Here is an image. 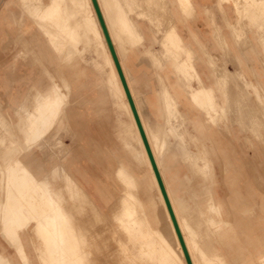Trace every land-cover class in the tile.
<instances>
[{
	"label": "rangeland",
	"instance_id": "1",
	"mask_svg": "<svg viewBox=\"0 0 264 264\" xmlns=\"http://www.w3.org/2000/svg\"><path fill=\"white\" fill-rule=\"evenodd\" d=\"M48 1L43 0L45 3ZM80 1L86 9L91 11V19L95 25L101 28L92 0ZM240 1L218 0V8L220 12H223L225 9L234 8V12L238 17V27L241 29L242 24L244 26V23H247L252 30L257 31L256 34L260 35L263 42L264 2L262 4H252V6L245 8L243 2L240 3ZM97 2L109 31L112 27L110 23L114 19L109 14L111 9L106 3L99 0ZM170 2L172 12L178 20V1L170 0ZM238 3H240L239 6ZM186 16L190 17V15ZM175 25L178 26V21L175 22ZM152 37L155 40V36L152 35ZM239 39L243 41V37H239ZM106 45L115 70L116 79L123 93L126 95L108 44L106 43ZM159 45L160 41L156 39V41L152 42L151 46ZM78 48L81 50L82 45ZM83 57L84 59H81L78 56L72 62L61 61L38 22L23 10L19 0H0V119H2L0 121V209L6 200L7 187L5 185L6 174H4L7 173V165L4 163L6 158L15 154L13 156H19L29 161L43 160L46 162L48 174L54 166L62 164L93 202L91 204L88 200L83 201L79 209L80 211H77L78 213L75 212L74 215L76 217L74 220L76 225L78 227L81 226L82 230L84 229L83 232L79 227L80 232L83 234L80 237L83 238L87 235L83 238L85 243L78 236L79 240L81 239L84 243L81 245L80 242L81 248L78 249L80 252L83 250L82 256L79 255L78 257L79 261L82 262L84 257L87 264H133L136 260H138L136 264L139 262L140 264H144L143 260L137 259V252L134 250V252L129 251L133 252L132 254L135 255L133 257L131 253L125 252V246H121L123 250L120 247L122 245L120 243L121 240L127 243V240L131 241L135 238L133 242L136 243L137 237L130 239L119 230L115 221L112 222L113 213L111 206L121 195L122 190L121 185L115 179V170L119 165V161L128 164L130 160L128 156L122 153V141L119 138V116L110 101H102V91L97 85L100 79L99 73L92 64H89L94 60V55L88 51L84 53ZM118 60L122 69L119 57ZM74 64H77L80 69L86 70L88 79L80 77L76 83L74 82L78 86L72 84V89L67 90L64 87L63 79H61L59 72L63 71L64 77L69 81L67 71ZM213 64L219 69H225L224 65L220 66L217 62H213ZM198 67L196 66L197 73L200 77L203 74L206 76L208 83L214 87L215 94L222 103L223 96L221 95L223 89L221 90L217 87V74L213 65L210 63L206 67V73H203V70L201 72ZM156 68L159 69V72L165 79L163 80L164 82L174 85V88L171 90L179 103L178 108L183 114L182 117L175 120V124L177 122L181 124L182 133H189L183 135L188 147L196 150L204 145L206 148L204 156L208 167L204 172L201 169H189L190 161L187 165L184 155L177 151L179 153L177 156L178 164L180 165L179 173L185 178L184 196L190 209L189 217H191L193 224L199 230V235L202 237L205 249L211 254L218 250L222 252L227 264H258V259L263 254L262 250L264 249V214L263 219L260 220L257 200H252L248 195L244 196L242 190H240L241 187L239 185H232L229 178L235 172V166H241L246 171L247 169L259 171L262 176L260 183H262L264 197V95L260 96L257 88L251 82L242 79L243 77L241 76L240 80L232 82V85H235L234 88L238 91V99L241 102L238 106L239 109L242 108V111L237 112L235 118L229 112V119L224 120L216 117L215 121H212L205 114L203 108L192 104L188 100L185 92L188 89V84L198 86L194 76L185 77L180 75L175 70V63L168 59L164 60L162 65H157ZM85 81L89 83L87 86L83 85ZM53 83L60 86V92L66 98L64 108L55 122L53 131L48 136L55 137V133L58 132H62L60 135L65 136L64 142L70 145V149L63 158H58L54 153L51 154L49 151L50 146H47V142L45 141L33 142L34 144L32 143L29 151H21V146H27V142L31 141L26 137L25 129L23 128L24 121L26 120L24 112L27 110L33 111L35 95L38 92L47 91ZM157 84L159 82L152 84L154 88L147 89L145 86L143 88L141 83L134 81L135 88L141 98L144 97L141 94L142 92H152V89L155 90ZM244 91H246V95L243 94ZM29 92L30 94L28 95ZM174 92H179L180 96ZM130 94L133 99L131 91ZM157 103L158 108L162 110L163 104L159 101ZM145 110L151 124L157 122L164 123V116L159 119L149 108L145 107ZM17 112H19L20 116L16 114ZM246 112L249 114V117ZM238 115H241V118ZM122 118L127 120L125 115ZM239 120L245 124L246 129L240 134L243 138H241L240 142L236 143L231 140L227 126L232 129H239ZM168 139L171 150L177 148L176 137L172 135ZM10 152H13V154ZM237 154L244 156L238 163L235 161ZM202 162L204 161H199L198 163L203 164ZM247 165L250 168H247ZM141 171L145 172L143 166L141 167ZM201 172L204 174L202 175ZM193 173H197L198 176L196 178L193 177ZM202 182H204V187L199 185ZM54 184L55 187H60L63 182L58 179ZM14 192L16 193V191ZM16 195L18 194L16 193ZM209 198H211L213 203H217V199L221 201L219 210L222 212V217L227 223L219 232L211 229L206 221V217L202 213L208 206L207 203L205 206L203 201L205 202ZM86 204L90 207L84 206ZM90 204L94 206L92 207ZM37 208H39L40 212L45 209H41L39 205H37ZM96 218L98 219L96 220ZM99 218H101L100 221H98ZM170 221L175 236H177L171 217ZM154 226L156 227L157 225L154 224ZM160 227L164 230L166 229L165 233H168L164 221H162ZM89 232L92 234H89ZM41 243L31 230L24 233L21 244L27 256L28 264H40L41 256L44 259L46 257V260L48 259L49 251L46 252L47 250L44 248V245L41 248ZM115 250L116 252H120V254L114 252ZM66 252L69 253V251ZM0 253L9 260L10 264H26L17 248L5 241L1 214ZM112 254H115V256L113 255V258L110 259ZM129 255L133 257V260L131 257L128 258Z\"/></svg>",
	"mask_w": 264,
	"mask_h": 264
},
{
	"label": "bare ground",
	"instance_id": "2",
	"mask_svg": "<svg viewBox=\"0 0 264 264\" xmlns=\"http://www.w3.org/2000/svg\"><path fill=\"white\" fill-rule=\"evenodd\" d=\"M99 1L106 3L111 9L109 14L113 16L114 19L110 23L112 27L108 32L114 44L116 55L120 59L123 72L127 79V85L132 92L138 116L148 139L192 264H227L222 252L218 250L211 254L205 249L202 237L199 235V230L195 224H193L191 217H189L190 209L184 196L185 178L179 173L180 165L177 160L179 153L177 151L184 155L187 165L190 161L189 169H201L204 172L208 164L205 162V146L202 145V147L196 150L190 149L183 136L185 133L186 135L189 133H182L181 124L178 122V124H175V120L182 117L183 114L179 110V103L171 90L174 88V85L164 82L162 76L157 72L160 85L158 95L156 96L157 101L163 104L162 110L158 108L157 101L149 97L141 98L139 92L135 88V80L130 67V54L131 48L137 43L140 44L141 40H143L138 27L131 19V14L136 7V3L134 0ZM177 1L184 14L191 15L194 13L195 7L192 0ZM241 2H243L245 8H248L252 6V4H262L264 0H241L240 3ZM19 3L23 10L38 22L41 30L48 38L53 49L59 55L61 61L72 62L78 56L84 59L83 55L88 51L92 52L94 55V60L90 63L87 62L92 64L99 73L100 79L97 85L102 91V101H110L119 116V138L122 141V153L128 156L130 160L128 164L119 161V165L115 170V179L121 185L122 190L121 195L111 206L113 213V221H111H115L119 230L130 239L137 237L138 240L136 243L133 242L135 238L131 240L132 242L127 240V243L121 240L120 243L122 245H120V247L125 246V252L133 250L137 252V259L140 258L143 260L145 262L144 264H187L180 241L177 236H175L168 208L136 124L132 109L127 96L123 93L116 79L115 70L107 50V42L102 28L95 25L91 19V11L86 9L80 0H49L47 3L43 2V0H19ZM145 3L146 9L138 13V16L143 18L150 16L152 19L155 16L154 20L157 27L159 26L162 35L159 51L154 54H148L152 63L159 66L162 65L166 59L172 60L175 63V70L177 73L185 77L194 76L198 86L195 87L188 84V89L185 91L188 100L192 104L203 108L205 114L212 121H215L216 117L224 120L229 119V112L232 114V117L235 118L237 112H241L242 108L239 109L238 105L241 103L238 99L239 94L234 88L235 85H232L233 80L228 72L225 69H219L213 64L212 60L210 61L217 74V87L221 90L223 89L221 95L223 96V102L221 103L215 94L214 87H207L197 73L194 65L196 56L192 51L185 50L183 47L177 31L172 25L173 18L168 12V2L166 0H145ZM240 3H238V6ZM235 4L237 5V3ZM257 6L259 7V5ZM261 9L263 10V8ZM218 38L224 46L223 39L219 36ZM262 39L264 42V35ZM80 45H82L81 50L78 48ZM182 54H186V57L182 58ZM77 64H74L70 67V71H67V74H69V81L64 77L63 71L59 72L61 79H63L64 87L67 90H71L72 84H75L80 77L88 79L86 70L80 69ZM235 70L234 75L241 78L242 74L239 68L236 67ZM88 84L89 83L86 81L83 82L84 86ZM75 86L78 85L75 84ZM29 94L30 92L28 95ZM176 94L180 96L179 92ZM65 98L66 97L60 92V86L53 83L47 91L38 92L35 95L33 111L24 108L27 110L24 112L26 120L24 119L25 123L23 127L26 137L35 143L41 141L47 142V146H50L49 151L51 154H56L58 158H63L66 153H68L70 145L64 142L65 136L60 135L62 132L55 133V137H49L48 135L53 131L55 122L61 110L64 108ZM144 106L149 107L151 112L155 113L154 115L159 119L164 116V123L157 122L151 124ZM16 114H19V112ZM123 115L126 116L127 120L122 118ZM238 116L241 118V115ZM1 120L2 119H0V121ZM227 128L231 140L236 143L240 142L241 138H243L240 134L246 129L245 124L239 120V129H232L228 126ZM172 135L177 139V148L171 150L168 138ZM16 152L18 151L16 150ZM11 154H13V152ZM243 157L244 156L237 154L235 161L238 163ZM3 158L5 159L4 156ZM199 161L204 162L201 164L198 163ZM246 163L248 164V162ZM142 166L145 168V172L141 171ZM234 168L235 172L232 173L229 181H231L232 185H239L244 196L248 195L252 200H257L258 214L260 220H262L264 214V197L262 183H260L262 179L261 173L254 169L253 171H250V169L246 171L242 169L241 166H235ZM247 168L250 167L247 165ZM4 174H6V200L4 201L3 207L1 206L2 208L0 209L3 233L5 229L6 210L8 213L7 219L10 220L17 212H35L36 209H39L37 208V205H39L41 209L45 208L41 210V212L40 210L38 211L43 220L45 232V242H43V245L47 250L46 252L49 251L47 259L48 264H80L81 261H79L78 257L82 254L83 250L80 252L78 249L81 248L80 242L81 245L85 243L83 238L87 235L83 238L80 237L83 236L80 232L82 228L79 226V230V227L74 221L76 219L74 215L75 212L80 211L79 209L83 201L88 200L91 204H93V202L78 185L76 180L72 178L62 164L54 166L49 172L53 177V185H55L54 183L58 179L63 182L60 187L54 186L52 192L42 190L38 185L32 183L30 176L26 175L23 170L15 171L11 177H9L8 171ZM193 174L195 178L198 176L197 173ZM201 174L203 175L204 173L201 172ZM199 185L202 187L205 186L204 182L199 183ZM149 190L151 191L149 192ZM14 191H16L18 195H16ZM220 202L221 201L217 199V203H213L211 198L205 202L203 201V204L205 205L207 203L208 206L202 213L206 217L208 225L215 232L221 231L227 223L222 217V212L219 210V207H221ZM84 206H87V204ZM97 219L98 218H96V220ZM100 219L101 218H99L98 221H100ZM162 221L166 224L168 230L167 234L165 233L166 229L164 230L160 227ZM154 224L157 226L155 227ZM82 231L84 232V229ZM86 232L88 233V231ZM90 232L89 234H92ZM78 236L83 239L84 243L81 239L79 240ZM121 249L123 250L122 247ZM116 250L114 252H116ZM18 251L23 261L28 264L22 244L21 249ZM66 251H69V253ZM262 251L263 254L259 257L258 264L264 263V249ZM121 252L123 253V251ZM116 253L120 254V252ZM130 253L131 252H129V254ZM115 254H112L110 259H112ZM131 256L134 257L135 255L132 254ZM131 256L129 255L128 258ZM133 257H131V259ZM84 259L83 257L82 261H85ZM137 261L138 260H136V262ZM136 262L133 264H136ZM0 264H10L9 260L1 253ZM138 264H140V262Z\"/></svg>",
	"mask_w": 264,
	"mask_h": 264
},
{
	"label": "crops",
	"instance_id": "3",
	"mask_svg": "<svg viewBox=\"0 0 264 264\" xmlns=\"http://www.w3.org/2000/svg\"><path fill=\"white\" fill-rule=\"evenodd\" d=\"M134 1L136 7L131 14V19L138 27L143 40L131 48L130 67L134 80L141 83L143 88L145 86L147 89H151L154 88L152 84L159 82L157 72L160 76L162 74L156 68L157 65L152 63L148 54L159 51L160 45H151L156 39L161 41L162 35L154 20L155 16L153 19L150 16L146 18L138 16V13L146 9L145 0ZM166 1L168 2V12L173 18L172 25L175 27L183 47L185 50L192 51L196 56L195 68L199 66L201 72L203 70V73H206V67L212 60L220 66L224 65L233 82H236L240 80L234 75L237 67L243 76L242 79L251 82L257 88L259 95H264V42L260 35L256 34L257 31L252 30L247 23H244V26L242 24L241 29L238 27V17L234 8L220 12L218 0H192L195 11L188 17L177 3V20L172 12L170 0ZM176 21H178V26L175 25ZM152 35L155 36V40ZM218 36L223 39L224 46ZM238 36L243 37V41H240ZM181 56L185 58L186 54ZM162 79L165 80L163 76ZM201 79L207 87L211 86L204 74ZM159 85H156L155 90L152 89L153 93L144 91L141 94L157 101ZM243 94L246 95V91Z\"/></svg>",
	"mask_w": 264,
	"mask_h": 264
},
{
	"label": "snow or ice",
	"instance_id": "4",
	"mask_svg": "<svg viewBox=\"0 0 264 264\" xmlns=\"http://www.w3.org/2000/svg\"><path fill=\"white\" fill-rule=\"evenodd\" d=\"M32 143V141H29L27 146H21V151H29ZM5 163L7 165L9 177H11L15 171L23 170L26 175L30 176L32 183L38 185L42 190L52 192L54 187L53 177L47 173L45 161H29L19 156H11L6 158ZM7 215L8 213L6 210L3 237L9 245L20 250L24 233L31 230L35 237L42 242L41 248L43 247V242H45V232L43 220L38 210L33 213L17 212L10 220L7 219ZM38 251H40V249H38ZM40 264H48V261L41 256ZM81 264H87V262L82 261Z\"/></svg>",
	"mask_w": 264,
	"mask_h": 264
},
{
	"label": "water",
	"instance_id": "5",
	"mask_svg": "<svg viewBox=\"0 0 264 264\" xmlns=\"http://www.w3.org/2000/svg\"><path fill=\"white\" fill-rule=\"evenodd\" d=\"M92 3H93V6H94V9L96 11V14L98 16V20H99V23L101 25V28L103 30V33H104V36H105V39H106V42L108 44V47H109V50L111 52V55L113 57V60H114V63L116 65V68H117V71H118V74H119V77H120V80L122 82V85L124 87V90H125V93H126V96H127V99H128V102L130 104V107L132 109V112H133V115H134V118H135V121H136V124L138 126V129H139V132H140V135L142 137V140H143V143L145 145V148H146V151L148 153V156H149V159L151 161V164H152V167H153V170H154V173H155V176L157 178V181H158V184L160 186V189H161V192H162V195L164 197V200H165V203H166V206L168 208V211H169V214H170V217H171V220L173 222V225H174V228L176 230V233H177V236H178V239L180 241V244L182 246V249H183V252H184V255H185V258H186V261H187V264H192V261L190 259V256L188 254V251H187V248H186V245H185V242H184V239L182 237V234H181V231H180V228H179V225H178V222L176 220V217H175V214H174V211L172 209V206H171V203H170V200L168 198V195H167V192H166V189H165V186H164V183L162 181V178H161V175H160V172L158 170V167L156 165V162H155V159H154V156L152 154V151H151V148H150V145L148 143V139L146 137V134L144 132V129L142 127V123L140 121V118L138 116V113H137V110H136V107H135V104H134V101L132 99V96L130 94V90L128 88V85H127V82H126V79L124 77V74H123V71L121 69V66H120V63H119V60H118V57L116 55V52H115V49H114V45L112 43V40L110 38V35H109V32H108V29L106 27V24L104 22V19H103V16H102V13L100 11V8H99V5H98V2L97 0H92Z\"/></svg>",
	"mask_w": 264,
	"mask_h": 264
}]
</instances>
